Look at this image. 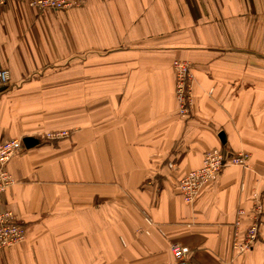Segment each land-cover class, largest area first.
<instances>
[{
  "label": "crops",
  "instance_id": "crops-1",
  "mask_svg": "<svg viewBox=\"0 0 264 264\" xmlns=\"http://www.w3.org/2000/svg\"><path fill=\"white\" fill-rule=\"evenodd\" d=\"M32 1L0 7V143L38 141L7 165L0 212L25 240L0 264H177L173 243L185 264H264V214L253 247L233 248L264 204V0ZM174 60L194 75L185 119ZM56 131L70 135L42 139ZM209 150L248 166L186 204L178 181Z\"/></svg>",
  "mask_w": 264,
  "mask_h": 264
},
{
  "label": "built area",
  "instance_id": "built-area-1",
  "mask_svg": "<svg viewBox=\"0 0 264 264\" xmlns=\"http://www.w3.org/2000/svg\"><path fill=\"white\" fill-rule=\"evenodd\" d=\"M7 0H0V7L4 6ZM30 6L45 11H61L78 6L75 0H33ZM174 74V97L177 105V113L181 118H188L192 111L193 104V83L194 75L191 65L188 62L174 60L172 63ZM9 83V73L5 69H0V86H6ZM70 133L68 131L48 132L42 135L45 141H60L67 139ZM24 149L20 139H12L0 143V201L2 194L14 182L12 176L7 170L9 161L18 155ZM247 155L235 154L225 155L220 150H209L204 152L202 164L196 170H192L183 175L177 184L179 196L186 204H192L204 185L211 183L217 178V175L226 167H247ZM264 204L256 200L252 206L249 216V223L245 231L240 234L238 231L234 234L233 248L235 253L242 254L248 252L257 241L260 224L264 214ZM240 215L243 211L239 212ZM149 223V221H148ZM25 240L24 227L14 221L11 213L0 212V250L16 246ZM170 253L177 264H185L188 260L189 250L177 243L170 245Z\"/></svg>",
  "mask_w": 264,
  "mask_h": 264
},
{
  "label": "water",
  "instance_id": "water-1",
  "mask_svg": "<svg viewBox=\"0 0 264 264\" xmlns=\"http://www.w3.org/2000/svg\"><path fill=\"white\" fill-rule=\"evenodd\" d=\"M5 88H6V86H1L0 87V91L4 90ZM220 138L223 141V135L222 134H220ZM37 142L38 141L36 139L31 138V137L22 139V143H23V146L25 147V149L28 148V147H31L32 145L36 144Z\"/></svg>",
  "mask_w": 264,
  "mask_h": 264
},
{
  "label": "rangeland",
  "instance_id": "rangeland-1",
  "mask_svg": "<svg viewBox=\"0 0 264 264\" xmlns=\"http://www.w3.org/2000/svg\"><path fill=\"white\" fill-rule=\"evenodd\" d=\"M182 61V60H181Z\"/></svg>",
  "mask_w": 264,
  "mask_h": 264
}]
</instances>
